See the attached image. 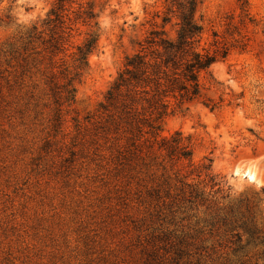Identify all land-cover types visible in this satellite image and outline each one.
<instances>
[{
  "label": "rangeland",
  "instance_id": "obj_1",
  "mask_svg": "<svg viewBox=\"0 0 264 264\" xmlns=\"http://www.w3.org/2000/svg\"><path fill=\"white\" fill-rule=\"evenodd\" d=\"M79 1L94 3L97 47L60 120L44 84L40 41L22 49L25 32L54 0L0 1V264H194L177 258L191 244L207 251L200 264H264L261 245L238 253L217 247L221 229L209 230L204 207L179 202L172 174L180 169L185 182L206 184L208 192L207 179L189 171L209 160L213 191L220 189L216 207L254 204L264 219V0H203L197 9L206 46L240 37L245 46L230 47L211 66L216 83L199 77L208 96L221 98L218 109L193 102L163 120L156 142L179 133L192 150L189 168L172 166L156 144L151 152H115L98 112L163 0ZM66 9L71 31L55 60L69 62L88 28L73 20L75 3Z\"/></svg>",
  "mask_w": 264,
  "mask_h": 264
},
{
  "label": "trees",
  "instance_id": "obj_2",
  "mask_svg": "<svg viewBox=\"0 0 264 264\" xmlns=\"http://www.w3.org/2000/svg\"><path fill=\"white\" fill-rule=\"evenodd\" d=\"M202 2L163 0L162 11L153 15L150 29L143 40L136 43V50L124 57L121 68L98 106L99 117L104 118L102 128L112 135L115 152H142L143 149L151 152L156 144V149L165 152L172 166L183 161L187 168L193 166L189 142H185L179 133L156 142L163 120L175 111L187 110L193 102H199L210 110L218 109L221 98L208 96L199 77L203 74L209 83H216L211 66L223 60L230 47L243 49L245 46L242 37L234 40L231 45L215 39L208 46L202 42L203 28L195 18ZM73 3L77 5L73 20L87 27L88 32L69 56V62L55 60L69 38L71 29L65 25L66 6L70 7ZM96 17L94 3L91 1L81 3L79 0H54L40 24L33 25L24 34V51L35 41H40L42 46L41 51L47 60L44 84L53 103L58 106L55 112L57 120L62 116L59 108L68 107L73 102L75 84L87 68L88 55L97 47ZM233 28L239 35L237 27ZM42 34L46 36L44 40L41 39ZM213 36L216 37L215 34ZM210 168L208 160L207 164L189 171V174L195 172L197 178L203 176L207 179L208 192L206 184L200 187L201 182L189 184L185 182L187 176L180 175V169L173 171L174 179L180 185L179 202L188 209L204 207L209 230L214 228L222 231L217 247L238 253L246 246L261 245L263 250L260 255L264 257V219L257 220L254 204L216 207L214 197L220 193V189L213 191L218 183L214 181ZM225 198L220 197L222 200ZM190 247V254L179 250L177 258L186 255L195 261L194 264H200L206 249L201 244H191ZM216 252L214 248L212 253Z\"/></svg>",
  "mask_w": 264,
  "mask_h": 264
},
{
  "label": "bare ground",
  "instance_id": "obj_3",
  "mask_svg": "<svg viewBox=\"0 0 264 264\" xmlns=\"http://www.w3.org/2000/svg\"><path fill=\"white\" fill-rule=\"evenodd\" d=\"M243 176L245 177V178H247V180H249V181H253L254 180V176H253V174L252 173H243Z\"/></svg>",
  "mask_w": 264,
  "mask_h": 264
}]
</instances>
